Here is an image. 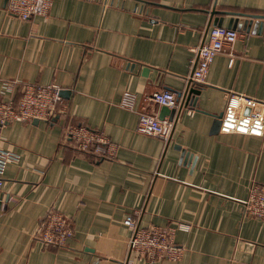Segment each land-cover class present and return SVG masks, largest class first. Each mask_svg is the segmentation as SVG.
<instances>
[{
    "label": "crops",
    "instance_id": "0c3cea01",
    "mask_svg": "<svg viewBox=\"0 0 264 264\" xmlns=\"http://www.w3.org/2000/svg\"><path fill=\"white\" fill-rule=\"evenodd\" d=\"M5 6L0 98L18 84L53 85L67 112L1 129L0 150L17 158L2 174L0 264H147L127 253L133 213L142 228L190 226L174 232L180 259L152 264H264V221L241 205L253 183L264 185V137L213 126L230 92L264 101V0H52L29 20ZM231 18L230 52L216 54L203 84L191 82L192 49ZM192 86L197 103L179 114L148 101ZM125 91L136 94L133 111L119 105ZM140 112L175 117L165 144L136 133ZM70 123L102 131L114 158L76 152L64 141ZM50 207L73 228L61 248L33 239Z\"/></svg>",
    "mask_w": 264,
    "mask_h": 264
},
{
    "label": "built area",
    "instance_id": "2783aa9c",
    "mask_svg": "<svg viewBox=\"0 0 264 264\" xmlns=\"http://www.w3.org/2000/svg\"><path fill=\"white\" fill-rule=\"evenodd\" d=\"M51 5L52 0H6L5 11L9 16L29 20L36 15H46ZM237 38L238 32L235 29L211 26L206 38L192 49L189 80L195 84H203L216 54L227 50L230 52ZM13 83L15 82H5L4 85L10 88ZM9 92L8 97L0 98V132L2 128L14 122L48 121L67 112L57 86L23 83L18 84L14 91L11 88ZM148 101L171 109L175 114L187 109L184 92L177 94L170 90H158L149 96ZM135 103V93L123 92L119 102L122 108L133 111ZM174 124L175 117L160 119L155 114L140 112L135 131L140 135L154 136L165 144L170 138ZM218 131L222 134L264 137V101L228 93ZM64 134L67 144L72 145L76 152L92 156L94 161L114 158L116 145L111 143L102 131L81 123H70L65 127ZM16 158V154L0 150V189L6 164ZM241 205L245 216L264 221V185L253 183ZM135 214H129L123 222L130 229L126 242L128 255H132L137 262L145 261L147 264L160 260H179L183 248L173 242L174 232L188 231L190 226L177 223L165 228H142L139 227ZM72 234L73 228L68 217L50 207L38 223L33 239L44 247L61 248L66 245Z\"/></svg>",
    "mask_w": 264,
    "mask_h": 264
},
{
    "label": "water",
    "instance_id": "95a60500",
    "mask_svg": "<svg viewBox=\"0 0 264 264\" xmlns=\"http://www.w3.org/2000/svg\"><path fill=\"white\" fill-rule=\"evenodd\" d=\"M216 25L220 26L221 25V21L219 20L218 22H216ZM238 20L234 19V18H231L227 24V28H230V29H236L237 26H238ZM197 86V85H196ZM199 87H188L185 92H184V99H185V103L186 105H190V106H195L196 103H197V97L199 96L200 94V91H199ZM168 108L166 107H162V113L166 112ZM221 116L222 114H219L217 116H215L214 118V129L215 131H218L219 129V124H220V119H221Z\"/></svg>",
    "mask_w": 264,
    "mask_h": 264
}]
</instances>
